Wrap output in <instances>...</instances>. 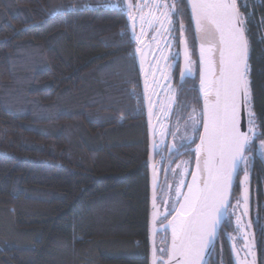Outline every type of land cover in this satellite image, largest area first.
<instances>
[{"label":"trees","instance_id":"1","mask_svg":"<svg viewBox=\"0 0 264 264\" xmlns=\"http://www.w3.org/2000/svg\"><path fill=\"white\" fill-rule=\"evenodd\" d=\"M115 1L119 7H107L109 0H0V264H150L140 44L128 5ZM237 1L250 48L249 108L264 117V0ZM147 3L174 7L176 59L179 26H187L191 14L187 1ZM60 4L71 7L50 17V8ZM132 12L137 22L141 15L147 20L150 12L159 13ZM140 31L136 23V36ZM193 51L198 61V41ZM178 66L171 131L203 104L193 99L198 72L194 68L181 82ZM184 132L178 146L185 143ZM261 141L264 136L256 145ZM155 163L159 225L167 222L160 214L175 198L179 171L194 167V155L182 147L168 155L161 142ZM249 168L245 179V165L240 167L208 264H251L246 244L253 238L254 264H264V157Z\"/></svg>","mask_w":264,"mask_h":264},{"label":"snow or ice","instance_id":"2","mask_svg":"<svg viewBox=\"0 0 264 264\" xmlns=\"http://www.w3.org/2000/svg\"><path fill=\"white\" fill-rule=\"evenodd\" d=\"M187 4L191 10L189 23L179 26V43L184 52L180 76L183 81L193 75L194 68L198 72V93L193 99L198 106L201 99L203 104L199 111L197 108L192 109L186 123L199 142L186 137L185 143L179 145L190 157L194 155V167L180 169L175 198L171 207L160 214L162 221H167L166 227L171 230V243L159 249V259L154 248L153 264H203L209 245L216 237L220 217L230 206V190L233 177L239 174V165L241 162L245 165L247 179L249 165L254 166L258 156L264 157V141L259 146L255 143L264 136V117L255 114L254 106L249 108L250 48L246 36V19L237 9V0H187ZM70 7L67 4L51 7L48 15L55 17ZM127 7L133 25V37L140 44L137 53L144 55L141 42V37L145 35L143 23H148L154 29L153 41H157L158 37L163 39L149 61V67L155 64L156 72L160 73L159 78L153 72L149 81L148 73L145 72L144 99L149 106L151 123V117L157 115L153 94L158 95L160 91L172 94L167 104L159 109L165 115L173 103L175 90L171 87L170 73L175 65L171 62V53L165 55L164 49L173 47L172 40L177 29L172 16L177 13L167 3L149 4L147 0L145 3H129ZM145 8L155 9L159 15L152 16L150 12L151 18L147 20L143 15L140 16L141 31L136 36L137 17L132 15V9L142 13ZM197 41L199 59L194 61L191 58L194 51L190 52V48L194 50ZM149 50L152 51L151 47ZM161 60L165 61L168 72L161 69ZM186 108L187 104H184L182 109ZM152 131L155 136V127ZM192 143L195 144L194 149L190 147ZM176 150L174 147L173 151ZM153 207H156L155 203ZM244 215H247L246 211ZM161 227L165 225L161 223ZM260 231H264V228ZM246 247L247 255H254V245L246 244Z\"/></svg>","mask_w":264,"mask_h":264},{"label":"water","instance_id":"3","mask_svg":"<svg viewBox=\"0 0 264 264\" xmlns=\"http://www.w3.org/2000/svg\"><path fill=\"white\" fill-rule=\"evenodd\" d=\"M187 1V0H186ZM126 5H128V0H125ZM189 11L191 13L190 10V5H188ZM238 9V7H237ZM239 11V9H238ZM131 27L133 29V25L131 22ZM180 59H181V68H183L184 66V52H183V46L180 44ZM198 51H199V42H198ZM137 62H138V68L139 71L141 72V83H142V87H143V95H144V84H145V72L148 73L147 68L144 69L142 62H141V57L140 55L137 56ZM181 78V76H180ZM182 81V80H181ZM156 102V101H155ZM148 104L147 101L145 100V108H146V122H147V128H148V139H149V149H148V172H149V191H150V219H149V241H150V264H153V250L155 248L156 250V257L157 259H159L158 255H157V249H156V238L159 235H163L165 232L169 234V243L168 246L171 243V230L170 228H167V222L164 223L165 227H161V225L157 224V220H158V215H159V208H158V202H157V192H156V184H157V177H156V168H157V164L155 163V154H156V145L159 142V135H155L153 136V127H157V121L154 120V116L151 117V123H149V113H148ZM155 145V148H154ZM171 151H168V155H170ZM243 162H241V164L239 165V170L240 167L242 165ZM155 166V168L153 167ZM239 175V174H238ZM238 175L233 177V186L230 190V201L232 198V193H233V189H234V185L237 181ZM155 197V200H154ZM156 204V207H153V204ZM229 207L227 208V211L223 212L221 217H220V224L218 225L217 228V234L216 237L214 239V241L209 245V248L206 252V255L204 256V260H203V264H208L214 248L217 244L218 241V237L223 229V225L225 222V218L227 215ZM248 245H255V239L253 238L252 241L248 244ZM248 252V249H247ZM166 258V257H165ZM248 258L250 260L251 264H254L253 261V257L252 255H248Z\"/></svg>","mask_w":264,"mask_h":264},{"label":"flooded vegetation","instance_id":"4","mask_svg":"<svg viewBox=\"0 0 264 264\" xmlns=\"http://www.w3.org/2000/svg\"><path fill=\"white\" fill-rule=\"evenodd\" d=\"M146 11V10H145ZM147 14L148 13H146V16H147ZM147 18V17H146ZM180 36V35H179ZM171 37H169V39H170ZM145 42H147V40H144L143 42H142V44L145 46ZM173 44V47L171 48V49H167V48H165L164 49V51H168L169 53H171V55L174 53V51L173 50H175L176 48L174 47L175 46V44L174 43H172ZM149 46H152L151 44H149L146 48H147V54H148V52H150L151 54H152V52H153V49H152V51H150L149 50ZM143 48H145V47H143ZM180 43H179V55L177 56V57H179V60H178V58L177 57H175L176 59H172V63H174V69L173 70H171V76H172V79H171V87L173 86L172 85V81H173V77H174V71H175V69L177 68V63L179 62V69H178V76H177V79H178V81H181V78H180V70H181V57H180ZM149 61H151V59H150V54H148V59H146V61L144 62L143 61V59L141 60V62H142V65H143V68L144 69H146L147 68V70H148V79H149V81H151V78H152V74H153V72H156V67H155V64H153L152 65V67H149ZM160 66H161V69H163V66H165V61H162V63H160ZM169 70L166 68V72H168ZM156 75H157V77L159 78V74H158V72H156ZM184 81V80H183ZM183 81H181V82H183ZM174 90H175V88L174 87H172ZM166 91H160L159 92V94L157 95V94H153V100L154 101H156V106H157V115L156 116H154V120H156L157 121V127H156V132H157V130H158V128L160 127V126H165V129H164V131H163V133H164V136L162 137V133H160V135L159 134H156V135H159V142L157 143V144H160L161 142L164 144V145H166V151H167V153H168V151L170 150L171 151V153L172 152H175V151H173V148L175 147V148H177V150L180 148L177 144H180L182 141H180V140H182V136H183V132H181V129H182V126H178L177 127V129H175L174 131H171V127H172V123L170 122V119L169 118H171L172 116H173V112H174V104H171V110L170 111H167V114L165 115L164 113H162V112H159V109H160V101H159V98H160V100L161 99H164L165 97H166ZM166 100H167V102H168V99H167V97H166ZM145 111H146V108H145ZM158 117L159 118H161V119H159V122H158ZM163 120H166L165 122L166 123H164L163 122ZM147 123V122H146ZM164 123V124H163ZM189 128V127H188ZM187 128V129H188ZM159 131V130H158ZM161 131V130H160ZM173 133H175V135H173ZM190 133H192V130H191V132H189V135H190ZM178 134V135H177ZM189 135H187V136H189ZM170 136H171V138H170ZM173 136H175V137H173ZM178 139L179 141H174V140H176V139ZM185 138H186V136H185ZM177 142V143H176ZM176 150V151H177ZM170 153V154H171ZM164 224V223H163ZM161 225V224H160ZM157 255H158V257H160V254H158L157 253Z\"/></svg>","mask_w":264,"mask_h":264},{"label":"rangeland","instance_id":"5","mask_svg":"<svg viewBox=\"0 0 264 264\" xmlns=\"http://www.w3.org/2000/svg\"><path fill=\"white\" fill-rule=\"evenodd\" d=\"M108 3V2H107ZM113 5H116V1L115 0H109V3H108V5H106L107 7H110V8H114L113 7ZM237 7L239 8V9H241L242 8V3L240 4V2H238L237 1ZM132 11H133V9H132ZM132 15L133 16H135L134 14H133V12H132ZM159 15V13L158 14H155L154 16H158ZM142 16V15H141ZM242 16L244 17V15L242 14ZM137 26H141V21L140 22H137ZM146 26V28H145V35L142 37V39L143 40H147L152 46V49H153V52H152V54L150 53V52H148V54H150V59L152 60V58H153V54H154V52H155V49L157 48V46H158V43H160V44H162L163 43V39L162 38H160V37H158L157 38V41H153L152 40V36H153V34H154V29L147 23V24H144L143 23V27H145ZM153 42V43H152ZM147 48H143L142 49V52L144 53V55H141L140 54V57H141V60L143 59V61L145 62L146 61V59H148V54H147ZM164 54L165 55H169V52L168 51H164ZM162 61L163 60H161L160 61V63H162ZM163 71H165L166 72V67L165 66H163V69H162ZM158 74L160 75V73L158 72ZM166 97H167V99L169 100V97L170 96H172V94H170V93H167L166 92ZM166 97L164 98V99H161L160 100V107L161 106H164V105H166L167 104V100H166ZM172 104H175V94H174V98H173V103ZM159 112H161L160 110H159ZM162 113H164V112H162ZM165 114V113H164ZM187 122V121H186ZM184 123V125L182 126V129H181V132H183V131H185L184 132V135L186 136V135H189V132H191V127L187 124V123ZM189 127V128H188ZM160 128V129H159ZM158 128V130H159V135H160V133H162V137L164 136V133H163V131H164V129H165V126H160ZM188 128V129H187ZM158 130H157V132H158ZM161 130V131H160ZM158 134V133H157ZM161 136V135H160ZM187 137H191V135H189V136H187ZM163 197H165V196H163ZM162 200V199H161ZM162 203H164V200H163V202ZM161 203V204H162ZM168 243H169V238H168V236H167V233L165 232L163 235H160V236H158V238H157V241H156V249H157V253L158 254H160V252H159V249L160 248H166L167 246H168Z\"/></svg>","mask_w":264,"mask_h":264}]
</instances>
